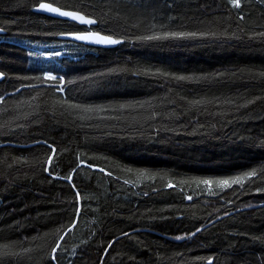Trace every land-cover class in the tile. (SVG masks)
Instances as JSON below:
<instances>
[{
	"label": "trees",
	"instance_id": "trees-1",
	"mask_svg": "<svg viewBox=\"0 0 264 264\" xmlns=\"http://www.w3.org/2000/svg\"><path fill=\"white\" fill-rule=\"evenodd\" d=\"M0 27V264H264V0H0ZM89 31L119 45L61 39Z\"/></svg>",
	"mask_w": 264,
	"mask_h": 264
},
{
	"label": "water",
	"instance_id": "water-1",
	"mask_svg": "<svg viewBox=\"0 0 264 264\" xmlns=\"http://www.w3.org/2000/svg\"><path fill=\"white\" fill-rule=\"evenodd\" d=\"M43 3L50 4L52 7L58 8L62 12H70V13H74L78 16H82L85 19L83 21H81V20L73 19L72 17H69V16H62V15H59L58 13H52V12L42 10V9H40L39 6H37L34 10L36 13L46 15V16L51 17V18L69 21V22H73V23H77V24L85 25V26H89V27H95L97 25L96 20L89 18L82 13L70 11V10H65V9H62V8L54 5V4L48 3V2H43ZM89 20L94 21V22L88 23L87 21H89ZM4 34H6V32L0 27V35H4ZM80 36H86V37H88V39H83V40L79 39L78 37H80ZM100 37H106V38H110L113 40H117L113 37H110V36L104 35L102 33L95 32V31L65 34V35L61 36V39L66 40V41H72V42L79 43V44H83V45L90 46V47H97V48H104V49L115 48L119 45V43H115V44L98 43L97 39H99ZM3 78H4V76L0 72V80H2Z\"/></svg>",
	"mask_w": 264,
	"mask_h": 264
},
{
	"label": "snow or ice",
	"instance_id": "snow-or-ice-1",
	"mask_svg": "<svg viewBox=\"0 0 264 264\" xmlns=\"http://www.w3.org/2000/svg\"><path fill=\"white\" fill-rule=\"evenodd\" d=\"M233 4L235 6H239L240 4V0H232ZM40 9L42 10H45V11H48V12H52V13H58L59 15H62V16H69V17H72L73 19H77V20H81L83 21L85 18L82 17V16H78L74 13H70V12H62L60 9L58 8H54L52 7L50 4H46V3H41L39 5ZM88 23H92L94 21H87ZM79 39H88V37L86 36H80L78 37ZM97 42L98 43H106V44H115V43H119V41L117 40H113V39H110V38H106V37H100L99 39H97ZM251 175H254V173H252ZM236 183H239L240 181H234ZM204 183H211L210 181H205ZM222 184H225L227 185L229 182L228 181H222L221 182Z\"/></svg>",
	"mask_w": 264,
	"mask_h": 264
},
{
	"label": "built area",
	"instance_id": "built-area-1",
	"mask_svg": "<svg viewBox=\"0 0 264 264\" xmlns=\"http://www.w3.org/2000/svg\"><path fill=\"white\" fill-rule=\"evenodd\" d=\"M48 76L51 77V78L54 77V76H52V75H48ZM58 87L60 88V91H61V92H63V93L65 92L64 84H61V85H59Z\"/></svg>",
	"mask_w": 264,
	"mask_h": 264
}]
</instances>
